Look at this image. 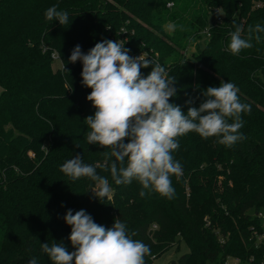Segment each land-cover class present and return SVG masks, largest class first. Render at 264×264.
Returning a JSON list of instances; mask_svg holds the SVG:
<instances>
[{
    "label": "trees",
    "instance_id": "16d2710c",
    "mask_svg": "<svg viewBox=\"0 0 264 264\" xmlns=\"http://www.w3.org/2000/svg\"><path fill=\"white\" fill-rule=\"evenodd\" d=\"M54 5L68 12L67 24L45 19ZM217 9L221 24L211 21ZM256 24L264 26V0H0V264L33 257L51 264L41 249L46 242L74 251L63 219L69 209L85 210L106 229L119 218L149 246L146 264L180 239L189 252L171 264H260L263 250L251 239L264 224V33L239 55L227 50L236 26L246 38ZM105 39L124 40L131 56L146 53L174 76L178 91L169 102L185 114L189 99L198 108L201 93L221 81L234 83L251 106L241 114L246 139L231 148L195 132L179 138L173 157L183 173L171 176V200L136 180L116 185L99 166L107 150L87 143L91 89L82 84V64L68 61L76 45L87 53ZM150 71L141 70L145 77ZM75 155L108 179L109 198L93 199L94 181L60 171Z\"/></svg>",
    "mask_w": 264,
    "mask_h": 264
},
{
    "label": "clouds",
    "instance_id": "9594fccd",
    "mask_svg": "<svg viewBox=\"0 0 264 264\" xmlns=\"http://www.w3.org/2000/svg\"><path fill=\"white\" fill-rule=\"evenodd\" d=\"M217 15L223 16L219 9ZM45 19L62 26L69 22V14L54 5L46 10ZM168 28L174 30L175 25L169 23ZM243 31L242 26H236L230 33L227 50L234 56L251 49L253 39L259 42L264 26H250L246 38ZM125 44L124 40L105 39L87 53L80 45L71 52L68 63L82 64V84L91 89L87 100L95 109L94 115L84 120L89 129L87 143L107 150L99 166L110 170L116 185L136 180L144 190L171 200L175 195L171 176L179 178L183 173L173 157L179 138L195 132L203 139L216 137L219 144L231 148L246 139L239 132L243 126L241 114L250 113L251 106L241 102L234 83L221 81L219 87L201 93L204 99L198 108L192 106L195 100L189 99L185 114L169 102L177 96L176 78L146 53L131 56ZM61 63L65 70V63ZM149 67L150 73L143 76L141 70ZM60 171L72 181L84 177L94 181L93 199L110 197L108 179L98 175L95 166L83 163L81 155L67 160ZM144 190L139 193L141 197L146 195ZM63 219L71 228L68 239L74 251L70 252L63 242L51 246L42 243L51 264H146L145 257L151 255L149 246L133 239L136 233L130 235L119 218L108 229L83 209L75 214L69 209ZM29 264H37V259L33 257Z\"/></svg>",
    "mask_w": 264,
    "mask_h": 264
},
{
    "label": "rangeland",
    "instance_id": "374dc122",
    "mask_svg": "<svg viewBox=\"0 0 264 264\" xmlns=\"http://www.w3.org/2000/svg\"><path fill=\"white\" fill-rule=\"evenodd\" d=\"M212 23L216 21L215 15L212 17L211 19ZM206 37L204 36V38L200 41V44L202 46L205 45L206 43ZM195 50L194 46H191L190 49L188 50V54L190 55L192 51ZM56 64L54 65V69L56 70L58 67H61L59 62H55ZM92 115V110L91 108H89L86 113L84 114V118L86 119L88 116ZM198 215H201L200 213H198ZM207 217L205 218V216H203L202 221L206 220ZM171 249V250H170ZM168 251L166 250V252H163L164 250H158V251H162V255L160 256V258H158L157 260L154 261V264H171L172 261H178V259L189 252V248L188 245L182 241V239L177 240V242L175 244H173L172 248H170ZM153 260V258H152ZM239 263L238 259H228V263L227 264H236Z\"/></svg>",
    "mask_w": 264,
    "mask_h": 264
},
{
    "label": "built area",
    "instance_id": "2783aa9c",
    "mask_svg": "<svg viewBox=\"0 0 264 264\" xmlns=\"http://www.w3.org/2000/svg\"><path fill=\"white\" fill-rule=\"evenodd\" d=\"M169 7H172V4H169ZM215 15H216L215 23L221 24L223 21L222 16H218L217 12ZM203 34H204V36H206L208 38L210 36V29L207 28ZM54 58H55V60L59 59V57L57 55L54 56ZM251 241H254L256 247L262 249L263 254H264V224H263V230L262 231H256L253 233ZM260 264H264V257H263V260L261 261Z\"/></svg>",
    "mask_w": 264,
    "mask_h": 264
}]
</instances>
